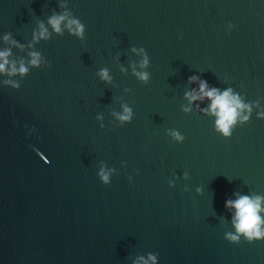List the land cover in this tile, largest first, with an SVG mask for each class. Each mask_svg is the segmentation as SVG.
Returning <instances> with one entry per match:
<instances>
[{"label":"water","instance_id":"obj_1","mask_svg":"<svg viewBox=\"0 0 264 264\" xmlns=\"http://www.w3.org/2000/svg\"><path fill=\"white\" fill-rule=\"evenodd\" d=\"M3 49L28 72L0 73V264H264V240L224 238L225 200L264 197V0H0ZM193 75L252 104L230 137Z\"/></svg>","mask_w":264,"mask_h":264},{"label":"clouds","instance_id":"obj_2","mask_svg":"<svg viewBox=\"0 0 264 264\" xmlns=\"http://www.w3.org/2000/svg\"><path fill=\"white\" fill-rule=\"evenodd\" d=\"M67 19V23L64 25L69 29L70 32L74 33L77 36L83 37L84 34V25L77 18H68V14H54L49 18V24L52 26V29L56 32H61V24ZM234 25L231 22L227 24V30L231 31ZM41 31L38 36L34 38L38 39L40 37H47L48 30L43 24L40 25ZM182 38V34H181ZM5 40H8L9 37L5 35ZM15 43V41H13ZM133 51L137 49L133 48ZM138 54L143 55V59L140 62L141 67H145L149 63V57L145 49H139ZM11 55V49L0 50V73H8L9 75L19 73L21 75L28 72L23 61L20 62L19 67L16 66V62L9 59ZM31 60L29 63L33 66H38L40 64V54L38 52L29 53ZM135 72V69H134ZM135 74L143 81L147 82L149 79L148 72H135ZM102 79L110 81L111 77L107 69H102L99 73ZM189 81L193 83H198V88H193L190 92L185 93V97L191 103L192 101L203 100L207 98L210 103L206 109L202 111L210 113L215 116V130L224 137H230L232 135V130L234 127L240 123L243 124L250 119L252 112V104L246 103L242 100L241 96L234 92L231 88H226L220 90L217 87L209 86L207 80L202 79L196 75L190 76ZM5 83H12L11 81H5ZM15 86L18 87V84ZM257 107H259L257 103ZM186 111L189 109H185ZM118 119L123 122H131L133 118V110L124 106L122 113L116 114ZM257 117L264 119V110L257 112ZM102 119V117H97ZM25 128H28V134L32 135L36 129L34 127L29 128L27 124L24 125ZM103 127V124H101ZM171 137L178 143H183L185 136L180 133L178 130H169ZM37 153L40 155L41 150L36 148ZM47 161V158H45ZM114 169L101 168L97 175L100 181L104 185H109L112 182V172ZM133 176H129V182H132ZM235 199H226L225 207L229 209H234L232 213V224L234 226V232H227L224 235V238L232 243H239L241 238L248 242H253L257 240H264V197L260 195H242L235 194ZM149 261L152 264H157L158 257L156 255L150 254L146 260L144 257H139L136 264H149Z\"/></svg>","mask_w":264,"mask_h":264}]
</instances>
